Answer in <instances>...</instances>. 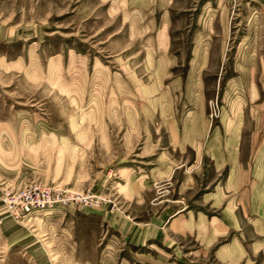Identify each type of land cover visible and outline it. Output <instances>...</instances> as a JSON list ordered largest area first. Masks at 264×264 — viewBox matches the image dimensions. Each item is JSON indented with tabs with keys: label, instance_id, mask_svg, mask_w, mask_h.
<instances>
[{
	"label": "rangeland",
	"instance_id": "1",
	"mask_svg": "<svg viewBox=\"0 0 264 264\" xmlns=\"http://www.w3.org/2000/svg\"><path fill=\"white\" fill-rule=\"evenodd\" d=\"M0 264H264V0H0Z\"/></svg>",
	"mask_w": 264,
	"mask_h": 264
},
{
	"label": "built area",
	"instance_id": "2",
	"mask_svg": "<svg viewBox=\"0 0 264 264\" xmlns=\"http://www.w3.org/2000/svg\"><path fill=\"white\" fill-rule=\"evenodd\" d=\"M89 199V196L84 197L57 188L33 185L5 192L2 203L7 218L24 222L35 216H44L83 201L87 202Z\"/></svg>",
	"mask_w": 264,
	"mask_h": 264
},
{
	"label": "crops",
	"instance_id": "3",
	"mask_svg": "<svg viewBox=\"0 0 264 264\" xmlns=\"http://www.w3.org/2000/svg\"><path fill=\"white\" fill-rule=\"evenodd\" d=\"M164 35V34H163ZM164 56H167L166 54Z\"/></svg>",
	"mask_w": 264,
	"mask_h": 264
}]
</instances>
